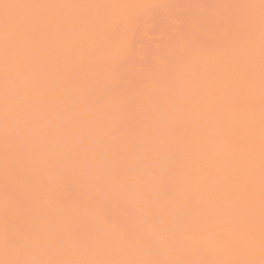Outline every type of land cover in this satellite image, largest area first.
Listing matches in <instances>:
<instances>
[{
    "label": "rangeland",
    "instance_id": "rangeland-1",
    "mask_svg": "<svg viewBox=\"0 0 264 264\" xmlns=\"http://www.w3.org/2000/svg\"><path fill=\"white\" fill-rule=\"evenodd\" d=\"M252 263L264 0H0V264Z\"/></svg>",
    "mask_w": 264,
    "mask_h": 264
},
{
    "label": "bare ground",
    "instance_id": "bare-ground-1",
    "mask_svg": "<svg viewBox=\"0 0 264 264\" xmlns=\"http://www.w3.org/2000/svg\"><path fill=\"white\" fill-rule=\"evenodd\" d=\"M255 128V127H254ZM258 129V128H257ZM253 131V130H252ZM232 139V138H231ZM233 141V140H232ZM261 141V140H260ZM259 144V143H258ZM240 149V148H239ZM236 151V150H235ZM254 151V150H253ZM250 152H252V151H250ZM232 155H233V153H232ZM236 156V155H235ZM230 157V156H229ZM242 158V157H241ZM256 158V157H255ZM237 159V158H236ZM253 159V158H252ZM241 160V159H240ZM260 160V159H259ZM248 161H250V160H248ZM211 162V161H210ZM257 162V161H256ZM258 164V163H257ZM209 165V164H208ZM207 165V166H208ZM259 165V164H258ZM213 166H215V165H213ZM235 166V165H234ZM211 167H212V165H211ZM217 167V166H216ZM210 168V167H209ZM212 169V168H211ZM263 169V168H262ZM206 170V169H205ZM217 170V169H216ZM206 171H208V170H206ZM205 171V172H206ZM220 171V170H219ZM259 171V170H258ZM210 172V171H209ZM262 173V172H261ZM196 174V173H195ZM197 175V174H196ZM200 177V176H199ZM198 177V178H199ZM215 177V176H214ZM202 178H203V176H202ZM248 178V177H247ZM221 179V178H220ZM207 181V180H206ZM216 181V180H215ZM248 181H250V180H248ZM208 182V181H207ZM254 182V181H253ZM217 183V182H216ZM219 183H220V181H219ZM247 183V182H246ZM248 184V183H247ZM247 184H245V185H247ZM210 185V184H209ZM226 185V184H225ZM224 185V186H225ZM212 186V185H211ZM206 187V186H205ZM214 187V186H213ZM210 190V189H209ZM247 191V190H246ZM254 193V192H253ZM247 194V193H246ZM212 202V201H211ZM215 202V201H214ZM221 203V202H220ZM223 205V204H222ZM227 206V205H226ZM229 206V205H228ZM232 208V207H231ZM235 210V209H234ZM229 218V217H228ZM226 221V220H225ZM234 222V221H233ZM241 223V222H240ZM241 225V224H240ZM224 226V225H223ZM240 227V226H239ZM230 228V227H229ZM224 229V228H223ZM211 232V231H210ZM225 232V231H224ZM203 233V232H202ZM232 235V234H231ZM207 236V235H206ZM238 236V235H237ZM224 237V236H223ZM231 239V238H230ZM234 239V238H233ZM240 240V239H239ZM223 241V240H222ZM252 241V240H251ZM226 242V241H225ZM227 243V242H226ZM230 246H231V243H230ZM231 248V247H230ZM255 248V247H254ZM247 249V248H246ZM257 249V248H256ZM248 252H250V249H248ZM253 261V260H252ZM255 262H256V260H255ZM253 264V263H252Z\"/></svg>",
    "mask_w": 264,
    "mask_h": 264
}]
</instances>
